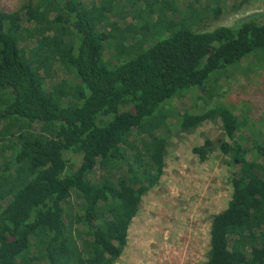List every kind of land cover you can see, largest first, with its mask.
I'll return each instance as SVG.
<instances>
[{"label": "trees", "instance_id": "obj_1", "mask_svg": "<svg viewBox=\"0 0 264 264\" xmlns=\"http://www.w3.org/2000/svg\"><path fill=\"white\" fill-rule=\"evenodd\" d=\"M111 1L116 9L106 15L89 12L88 0H36L0 11V124L15 119L32 128L21 131L17 123L21 141L11 154L8 143L0 147L1 183L12 187L0 205V264H115L126 227L166 165L168 122L154 130L152 118L167 115L164 103L183 90L203 87L212 73L264 49V12L198 31V13L182 7L184 26L170 29L161 15L145 24L156 9L143 7L144 0ZM133 3L140 8L133 11ZM129 16L137 24L121 27ZM142 41L127 59L113 50L115 43L122 52ZM48 50L78 83L43 85L36 59ZM219 108L179 113L180 125L195 128ZM244 108L232 119L256 122ZM263 127L229 131L230 141L220 145L241 158L233 159L232 198L212 219L200 264H264V134L253 132ZM144 135L141 149L135 143ZM210 144L194 148L201 160ZM67 152L80 155L78 166Z\"/></svg>", "mask_w": 264, "mask_h": 264}, {"label": "rangeland", "instance_id": "obj_2", "mask_svg": "<svg viewBox=\"0 0 264 264\" xmlns=\"http://www.w3.org/2000/svg\"><path fill=\"white\" fill-rule=\"evenodd\" d=\"M29 1L36 0H0V11H16ZM53 1L50 0L51 3ZM144 1L143 7L149 9L153 5L156 9L153 18L149 16L145 24L148 26L149 19L154 22L161 15L167 20L165 24L170 29L184 26V23L178 22L180 15L177 14L182 7H185L187 15L190 14L188 8L198 13L199 18L196 14L192 16L197 19L192 26L198 31L233 25L251 14L264 12V0ZM88 3L89 12L100 10L106 15L110 10L111 13L116 9L115 2L111 0H88ZM161 7H167L164 15ZM130 8L135 11L140 6L133 3ZM218 8L221 10L217 14L215 12ZM185 17L189 19L188 16ZM121 21L122 19L119 22ZM127 24L133 27L137 21L129 16L120 26L126 27ZM26 32L30 34L29 31ZM112 37L115 38L116 35ZM143 45L144 41L121 52L118 43H115L116 48L113 45V50L117 58L127 59ZM41 47L44 48V45L41 44ZM57 61L58 57L52 50L36 59L43 75V85L50 88L66 83L68 87L78 83L73 70L61 67ZM261 66L264 68V49L212 73L203 87L183 90L164 103V113L169 111L167 115L161 114L152 118L149 127L154 130L159 129L166 120L168 122L170 137L166 147V165L156 185L144 193L137 215L126 227L127 243L115 264H200L206 260L210 248L212 219L232 198L231 177L236 170L233 159L241 158L238 151L231 155L225 153L220 145L224 141H230L229 131L244 127L254 128L257 123L264 124V71ZM213 103L220 107L218 116L195 128L186 130L181 127L179 113L203 111ZM243 108L248 113H256L259 122L232 119L231 113H238ZM246 115L248 114L244 113L243 116ZM17 123L21 131L32 129L15 119L10 122L3 121L0 124V139H4L0 147L3 149V144L8 143L6 153L11 154L16 142L22 139L20 130L16 128ZM6 124L8 131L15 132L3 137L1 132H4L3 127ZM253 132L264 134V130L259 129ZM39 135L41 138L48 136L46 131H40ZM147 140L144 135L135 145L144 149L143 145L146 147ZM207 140L211 142L209 152L206 159L201 160L194 148L203 145ZM66 157L76 166L81 162L78 154L67 152ZM108 162L113 164V160ZM16 170L19 171L20 168L17 167ZM4 177L5 174L0 172V205L2 198L12 190L8 183H1Z\"/></svg>", "mask_w": 264, "mask_h": 264}]
</instances>
